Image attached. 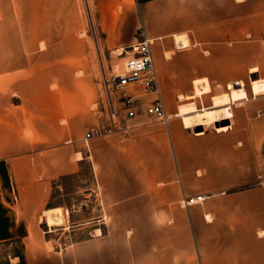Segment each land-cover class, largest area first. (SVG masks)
Returning <instances> with one entry per match:
<instances>
[{"label":"crops","instance_id":"crops-1","mask_svg":"<svg viewBox=\"0 0 264 264\" xmlns=\"http://www.w3.org/2000/svg\"><path fill=\"white\" fill-rule=\"evenodd\" d=\"M91 4L102 52L131 44L141 28L151 38L170 117L165 123L141 105L88 140L85 130H64L56 145L2 154L0 243L22 242L23 264H264V95L257 96L264 94V76L257 66L250 68L251 98L243 80H229L222 94L224 85H193L190 79L226 83L241 74L244 34L264 27V0ZM189 38L218 54L174 49L176 40L185 46ZM163 46L175 50L170 65L161 55ZM188 54L212 63L184 72ZM74 55L83 58L81 51ZM73 76L77 84L84 75ZM79 83L75 91L84 94L86 86ZM41 115L46 125V108ZM84 161L91 164L92 190L103 215L113 224L93 237L48 248L52 182L78 173ZM199 194L201 202L181 205L183 197ZM19 261L11 257V264Z\"/></svg>","mask_w":264,"mask_h":264},{"label":"rangeland","instance_id":"rangeland-1","mask_svg":"<svg viewBox=\"0 0 264 264\" xmlns=\"http://www.w3.org/2000/svg\"><path fill=\"white\" fill-rule=\"evenodd\" d=\"M91 2L0 0V159L6 152L16 154L56 145L60 143V134L64 130L70 134L80 129L86 132L91 126L116 127L114 120L120 117L112 115L111 97L118 105L117 93L133 91L139 96L138 107L142 105L144 109L153 98V94L146 93L140 83L123 89L114 86L111 80L123 70L133 42L102 52L92 22ZM174 49L197 52L202 56L218 54L217 50L212 52L204 41L193 38H189L185 46L176 40ZM174 49L163 46L161 55L166 64L170 65ZM79 51L83 58L73 59L74 53ZM231 53L234 55V51H227V54ZM240 55V75L228 77L226 83L218 78L210 80L206 76H194L190 78L192 84L198 81L221 84L226 89L223 94L229 91V80H233L232 84L243 80L248 97H253L250 68L257 66V72L264 76V27L250 28L244 34ZM188 56L190 65H185L184 72L196 64L207 67L212 63L204 59L198 61V57L192 54ZM74 71L84 75L80 82L86 86L84 94L75 91L79 82H75ZM158 74L161 81L159 69ZM166 79L170 84L171 78ZM178 79L187 80L186 77ZM150 95L152 97L146 99ZM43 107L46 108V125L41 123ZM94 182L89 161L82 162L78 173L52 182L47 198V223L51 227L46 234L51 240L47 243L48 248L59 249L72 241L93 237L113 224L103 215V206L92 190ZM23 250L19 240L0 243V264H11L12 256H18L20 261L17 264H23Z\"/></svg>","mask_w":264,"mask_h":264},{"label":"built area","instance_id":"built-area-1","mask_svg":"<svg viewBox=\"0 0 264 264\" xmlns=\"http://www.w3.org/2000/svg\"><path fill=\"white\" fill-rule=\"evenodd\" d=\"M151 44V38H149L141 28L139 37L130 46V53L125 59L123 70L116 74L111 81L113 82L114 86L117 87V89H123L129 85L140 83L146 93L153 94V98L145 106L146 113L154 116L158 120L167 123L170 115L166 111L162 98ZM108 89H110L109 83ZM111 96L112 93L110 91V97ZM117 96V102L119 103L118 105L114 104V100L111 97L112 115L115 117H120L117 118V120H114V124H116V121L119 122L122 116H133L138 107L137 101L139 96L133 93V91L117 93ZM110 130V127L91 126L85 132L84 140H88L96 134H101ZM203 198L204 197L201 194L196 196H186L181 200V205L183 207H188L191 204L201 202Z\"/></svg>","mask_w":264,"mask_h":264},{"label":"trees","instance_id":"trees-1","mask_svg":"<svg viewBox=\"0 0 264 264\" xmlns=\"http://www.w3.org/2000/svg\"><path fill=\"white\" fill-rule=\"evenodd\" d=\"M138 1H144V0H138Z\"/></svg>","mask_w":264,"mask_h":264}]
</instances>
